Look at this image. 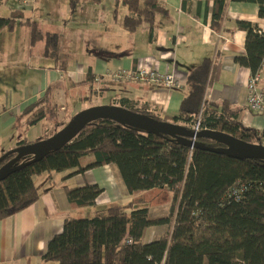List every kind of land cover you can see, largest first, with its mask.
Listing matches in <instances>:
<instances>
[{
	"label": "trees",
	"instance_id": "trees-1",
	"mask_svg": "<svg viewBox=\"0 0 264 264\" xmlns=\"http://www.w3.org/2000/svg\"><path fill=\"white\" fill-rule=\"evenodd\" d=\"M115 1L127 8L123 25L129 32H135L144 22L152 25L155 15L163 11L159 0ZM228 1L214 0V28L221 26ZM230 1L257 4L259 16L264 19V0ZM3 3L0 0V7ZM21 17L20 11L0 17V32L13 31ZM24 23L31 29L33 44L46 40L47 52L57 47V37L43 32L40 24L29 19ZM237 26L246 32V54L237 56L235 61L255 75L264 58V32L246 21H239ZM213 75L214 66L209 59L189 73V91L177 116L161 119L154 112L135 110L127 103L121 107L187 130L193 129L203 109L202 130L222 132L264 146V130L246 128L241 122L242 109L228 101H205ZM87 81L92 83L95 77L88 74ZM260 87L264 91V74ZM45 99L29 108L32 113L29 125L56 119L57 112ZM72 119L62 126L54 125L38 141L53 136ZM198 143L227 147L207 138L199 139ZM27 144L30 142L22 140L18 146ZM108 164L118 167L132 195L153 190L170 192L169 215L153 218L150 206L135 207L146 203L140 198L128 206H108L102 210L103 216L97 212L93 218H70L62 232L50 241L45 260L55 264H264V161L191 149L171 137L146 133L111 120L88 124L61 150L26 165L0 182V221L39 200L34 177L68 171L67 177H73ZM66 191L72 207L82 208L94 207L103 190L97 185H85ZM158 226H167V232L156 241L144 242L146 231Z\"/></svg>",
	"mask_w": 264,
	"mask_h": 264
},
{
	"label": "crops",
	"instance_id": "crops-1",
	"mask_svg": "<svg viewBox=\"0 0 264 264\" xmlns=\"http://www.w3.org/2000/svg\"><path fill=\"white\" fill-rule=\"evenodd\" d=\"M159 1L163 11L155 15L153 24L144 22L129 32L123 25L127 8L115 0H34L29 5H24V0H4L0 10L5 4L9 15L0 13V17H9L13 11L22 12L23 17L13 31L0 32V154L18 147L22 140L37 142L54 125L62 126L94 106L127 103L135 110L154 112L161 119L177 116L189 91V73L205 59L214 66L208 102L228 101L242 109L241 122L246 128L264 130V111L256 113L247 108L251 72L235 61L246 54V32L238 29L237 23L250 22L264 32L258 5L229 0L217 29L212 25L214 0ZM27 19L57 37L55 50L47 52L46 45L36 49L31 29L24 23ZM140 66L173 73L177 86L87 81L88 74L99 77L118 68L135 70ZM87 94L100 103L87 106ZM42 98H47L45 103L57 117L29 125V108ZM70 99L75 100L73 110L68 108ZM69 173L34 177L39 200L0 221V264H54L44 256L66 220L78 219L80 211L94 217L111 205L128 206L136 194L127 191L115 164L73 177H67ZM85 185L103 190L96 205L72 207L66 188ZM163 234L153 238L148 229L144 238L150 236V241H156Z\"/></svg>",
	"mask_w": 264,
	"mask_h": 264
},
{
	"label": "water",
	"instance_id": "water-1",
	"mask_svg": "<svg viewBox=\"0 0 264 264\" xmlns=\"http://www.w3.org/2000/svg\"><path fill=\"white\" fill-rule=\"evenodd\" d=\"M99 120H111L146 133L168 136L191 149L201 148L215 153L232 155L236 158L264 161V146L246 143L222 132L201 130L196 133L180 125L158 120L118 105H101L80 111L71 122L53 136L18 146L2 155L0 157V182L26 165L42 160L51 152L61 150L73 142L88 124ZM201 138L223 143L227 147L214 148L201 145L198 143Z\"/></svg>",
	"mask_w": 264,
	"mask_h": 264
},
{
	"label": "built area",
	"instance_id": "built-area-1",
	"mask_svg": "<svg viewBox=\"0 0 264 264\" xmlns=\"http://www.w3.org/2000/svg\"><path fill=\"white\" fill-rule=\"evenodd\" d=\"M24 5H29V2L24 1ZM264 74V58L260 65L259 71L255 75H251L247 84V108L252 112H262L264 111V91L260 87V82L262 81ZM104 80H109L112 82H123V81H138L150 84H163L168 88H174L177 86V81L173 73L166 72L161 73L158 70L148 68L147 66H140L135 70H127L124 68H118L114 72H107L102 76L95 77L96 82H101ZM208 89L205 96V101L207 100ZM203 109L198 115V120L193 126L192 131L198 133L200 132V120L202 117Z\"/></svg>",
	"mask_w": 264,
	"mask_h": 264
},
{
	"label": "rangeland",
	"instance_id": "rangeland-1",
	"mask_svg": "<svg viewBox=\"0 0 264 264\" xmlns=\"http://www.w3.org/2000/svg\"><path fill=\"white\" fill-rule=\"evenodd\" d=\"M24 1H26V0H24ZM27 1L32 3L34 0H27ZM6 2H7V0H6ZM6 11H9V7L4 4V7L2 10H0V13L8 16L9 14L6 13ZM53 27H55V25ZM64 35H67V34L65 33ZM62 38H63V34H62ZM45 41L46 40L37 43L36 49H38L40 46H45L46 45ZM56 48L57 47H55L54 49L52 48V49L55 50ZM86 99H87L86 100L87 106L96 105V104L100 103L98 100H95V98L93 100H91L89 94L86 95ZM73 105H75V100L73 101V99H70L68 102V108L70 110H73V107H74ZM140 198H143L144 200H146V203L145 204H137V205H135V207H142V205H147L148 207L150 206L151 207V216L153 218H160V217H165V216L169 215L170 202H171V193L170 192H168V191H157V190L148 191V192H138L133 196L132 201L138 200ZM86 212L87 211H80L78 218H93V216H91V214L86 213ZM103 215H105V213L101 214V216H103ZM167 230H168L167 226H158V227L151 228L152 237L157 238L163 232L165 234L167 232ZM149 239H150V236L145 237L144 242H152Z\"/></svg>",
	"mask_w": 264,
	"mask_h": 264
}]
</instances>
